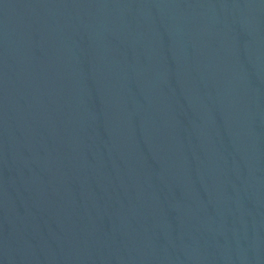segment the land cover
Masks as SVG:
<instances>
[{
    "label": "water",
    "instance_id": "obj_1",
    "mask_svg": "<svg viewBox=\"0 0 264 264\" xmlns=\"http://www.w3.org/2000/svg\"><path fill=\"white\" fill-rule=\"evenodd\" d=\"M0 264H264V0H0Z\"/></svg>",
    "mask_w": 264,
    "mask_h": 264
}]
</instances>
